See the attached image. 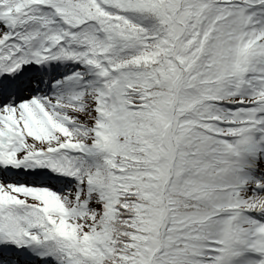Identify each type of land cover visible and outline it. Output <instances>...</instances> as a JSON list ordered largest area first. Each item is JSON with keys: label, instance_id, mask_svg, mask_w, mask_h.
<instances>
[{"label": "snow or ice", "instance_id": "6c2138e0", "mask_svg": "<svg viewBox=\"0 0 264 264\" xmlns=\"http://www.w3.org/2000/svg\"><path fill=\"white\" fill-rule=\"evenodd\" d=\"M0 264H264V0H0Z\"/></svg>", "mask_w": 264, "mask_h": 264}]
</instances>
